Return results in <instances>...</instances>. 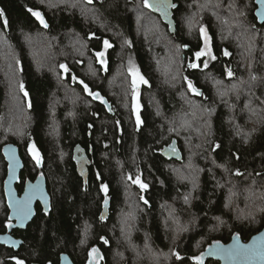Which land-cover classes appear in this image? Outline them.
Masks as SVG:
<instances>
[{
    "label": "trees",
    "instance_id": "1",
    "mask_svg": "<svg viewBox=\"0 0 264 264\" xmlns=\"http://www.w3.org/2000/svg\"><path fill=\"white\" fill-rule=\"evenodd\" d=\"M173 3L177 31L170 35L142 0H0L8 21L4 27L0 18V233L8 221L3 146L19 149V189L40 173L50 196L49 214L38 207L17 232L19 250L0 247V264H59L62 254L88 264L93 248L99 264H195L213 242L227 244L235 234L247 242L263 229L264 25L254 0ZM28 9L41 12L48 27ZM201 27L216 57L207 68L195 60ZM105 40L113 46L103 67L96 53ZM129 61L148 81L140 88L139 128ZM195 61L199 67L190 68ZM188 80L202 95L188 90ZM173 141L180 162L161 153ZM31 144L40 166L28 156ZM137 176L147 190L133 183Z\"/></svg>",
    "mask_w": 264,
    "mask_h": 264
},
{
    "label": "snow or ice",
    "instance_id": "2",
    "mask_svg": "<svg viewBox=\"0 0 264 264\" xmlns=\"http://www.w3.org/2000/svg\"><path fill=\"white\" fill-rule=\"evenodd\" d=\"M93 0H87V3L91 4ZM257 2L261 5V8L257 12V16L264 17V0H257ZM143 7L153 9L157 12H160L162 15L167 16L168 15V9L169 8H175L176 5L172 4L170 0H142ZM28 11L40 22V24L47 28L48 25L44 20L43 15L39 11H34L32 9H28ZM5 14L3 10H0V18H4ZM143 17H138V19H142ZM3 25L4 27L8 26V21L6 18L3 19ZM255 27V25H253ZM200 35L203 38L204 46L200 51H197L195 53L196 59L199 60L203 56H208L210 59L215 60L216 57L212 54V49L210 46V37L208 36V33L204 27H201L199 29ZM126 43L131 46L130 41H126ZM104 44V51H99L96 53V57L101 65L106 66V60H105V53L107 49L111 48L113 45L109 43V41L105 40L103 42ZM224 55L228 56L230 53L228 51H224ZM18 63V62H17ZM190 68H198L199 65L197 63H190L188 65ZM208 67V62L204 61V68ZM60 68L63 69L65 73L69 71L68 67L64 64L60 65ZM129 72L132 76V92H133V112L135 113L136 118V124L137 128H139L140 124L142 123L141 117H140V104L138 102V95H139V85L140 84H147L148 81L144 79V77L140 74L139 70L134 67V65L131 64V61H129ZM228 77H232L233 73L231 70L227 71ZM73 80H76V77H72ZM187 80V78L185 77ZM251 79L255 80L256 77L252 76ZM80 84L83 85V89L88 95L92 96L93 99L101 100L103 101V98L100 96L98 92H92L88 86V84L84 83V81H79ZM188 84V90L193 95H202V93L193 85L191 80L187 81ZM235 85H233V88L235 89ZM19 89L21 92H23L24 96L27 97L28 93L24 90V84L21 82L19 84ZM30 106V105H29ZM204 111H208V109H204ZM210 127V125H209ZM219 144L215 145V148H219ZM215 150V149H213ZM10 151V150H9ZM29 153L31 154L32 158L35 160L36 165L40 166L42 163V159L40 156L39 151L37 150L35 144H31L28 148ZM175 151V149H173ZM236 175H241L239 171L235 173ZM129 179H132L129 177ZM133 183L137 184L141 191L148 189V184L141 181L140 177L137 176L136 179L133 181ZM101 190L105 194L104 199V205L105 207L108 204V187L107 185H102ZM38 194L42 195L40 186L36 185L33 188L30 189L29 193L26 194V196L23 198V200H18L16 202V208H17V220L22 224L24 220L28 218L29 212H30V204L34 197H36ZM141 200L144 201L145 204L148 203L147 200L144 199L143 196L140 197ZM185 201L187 202L188 197L186 196ZM103 219V217H101ZM8 228L12 227L11 220H9L7 224ZM233 244L227 248L223 247L222 245L217 242L214 247L210 248L208 250V255H220L223 256L225 259L233 262H241V264H264V237H256L253 238L251 243L248 244H242L240 243V237L237 235L233 237ZM107 243V241H104ZM90 255L93 256V260L90 262V264H97L96 262V256L99 255L98 249L93 248L91 250ZM174 256H176L177 259H180L179 253H173ZM196 264H204L203 256H197L195 257ZM16 264H24L23 260H17Z\"/></svg>",
    "mask_w": 264,
    "mask_h": 264
},
{
    "label": "water",
    "instance_id": "3",
    "mask_svg": "<svg viewBox=\"0 0 264 264\" xmlns=\"http://www.w3.org/2000/svg\"><path fill=\"white\" fill-rule=\"evenodd\" d=\"M87 3V0H85ZM172 4L173 0H170ZM89 4V3H88ZM92 4V3H91ZM255 4V11H254V16L259 25H264V17L257 16V12L261 8V5L257 2V0H254ZM149 9V8H148ZM175 8H169L168 9V15L164 16L160 12H157L153 9H149L152 13L158 15L161 19V21L164 23L165 26L168 28V32L170 35H174L177 31L176 29V23L175 20L173 19V10ZM187 50V49H185ZM194 63H197L196 61ZM196 69V68H195ZM229 70L232 72V68L229 67ZM227 80L233 79L234 75L232 77H228L226 75ZM95 100V99H94ZM104 102H101V104L105 107L106 111L110 114L113 115L111 105L104 99ZM175 149V151H173ZM10 150V151H9ZM3 159L7 165L6 168V176L3 184V192H4V197L6 200V205L9 211L8 218L13 222L11 228H7V231L5 233H0V247H5L7 249H11L14 251H18L19 248L23 245V241L21 239H16L15 237L12 236V231L13 230H20V231H25L27 226L32 222V220L35 218L36 215V210L35 206L37 203L40 204L42 208V212L44 214H49L50 212V196L47 190V183L46 179L44 176H38L34 181H27L24 186L23 193L21 196H18V193L16 191V184L18 182L19 176L21 172L24 169V163L23 160L20 156L19 149L17 146L13 144H7L2 147L1 150ZM162 155L168 160H175L177 162H180L182 160V155L180 151L178 150L176 143L173 141L172 144H170L167 148H165L162 152ZM39 185L40 190L42 195L38 194L36 197H34L31 201L30 204V212L28 215V218L23 221L21 224L17 220V208H16V202L18 200H23V198L26 196V194L29 193L30 189L33 188L34 186ZM108 208L109 205L105 207L104 203L102 206V211L100 213V218L103 217L102 220H105L108 216ZM237 236V234L233 235L231 240L227 244H223L219 242L220 245L223 247L227 248L233 244V237ZM239 236V235H238ZM256 237H264V227L263 229L252 236L247 242L242 241L240 238V243L242 244H248L251 243L253 238ZM217 242H213L209 246H207L203 252H201L198 256H203V261L204 264H206L207 261H215L218 262L219 264H241V262H233L225 259L223 256L220 255H208V250L212 247L215 246ZM99 255L97 256V258ZM194 263L196 264V260L194 259ZM59 264H73L72 260L67 254H62L59 257Z\"/></svg>",
    "mask_w": 264,
    "mask_h": 264
},
{
    "label": "rangeland",
    "instance_id": "4",
    "mask_svg": "<svg viewBox=\"0 0 264 264\" xmlns=\"http://www.w3.org/2000/svg\"><path fill=\"white\" fill-rule=\"evenodd\" d=\"M1 37V36H0ZM202 41H203V38H202ZM203 46H204V41H203ZM203 46H202V48H203ZM11 49H9V51H10ZM104 51V50H103ZM8 54V56H9V59H8V62H9V64H10V61H11V59L13 58V60H14V58H15V55L14 54H12L11 52H8L7 53ZM196 57V56H195ZM208 56H203V57H201L199 60H201L202 59V61H203V63H204V61H207L208 60ZM103 67H105V65H103ZM121 72V71H120ZM127 73H128V75H129V81H130V88H131V93H132V101H131V105H130V107H131V109H132V114H133V119H134V121H135V123H136V118H135V113L133 112V104H134V100H133V92H132V76H131V74H130V72H129V68H128V70H127ZM145 84H140L139 85V94H140V88L142 87V86H144ZM138 102H139V95H138ZM123 105H124V107H126V103H123ZM122 108H123V106H122ZM29 148V147H28ZM27 152H28V156L30 157V160H31V162H35V160L32 158V156H31V154L29 153V151L27 150ZM39 175H40V173H39ZM42 175V174H41ZM4 184V183H3ZM6 201V200H5ZM8 222L9 221H7V224H8ZM153 260L151 259V262H152Z\"/></svg>",
    "mask_w": 264,
    "mask_h": 264
},
{
    "label": "flooded vegetation",
    "instance_id": "5",
    "mask_svg": "<svg viewBox=\"0 0 264 264\" xmlns=\"http://www.w3.org/2000/svg\"><path fill=\"white\" fill-rule=\"evenodd\" d=\"M226 57H227V59L229 58V56H226ZM195 60H197V59H195ZM224 69H225V74L227 75V71L229 70V67H226V65H225ZM226 70H227V71H226ZM20 175H21V174H20ZM38 176H43V175H37V177H38ZM37 177H36V178H37ZM36 178H35V179H36ZM35 179H34V180H35ZM34 180H33V181H34ZM19 182H20V176H19V179H18V182H17L15 188H16V191H17V193H18V196H21V194L23 193L24 186H25V183H26V182L24 183V185L22 186L21 189H19V187H18V186H19ZM38 207H40V209L42 210V208H41V206H40L39 203L36 204V206H35V210H37ZM8 214H9V211H8ZM8 221H9V218H8ZM11 223L13 224V222H11ZM7 228H8V227H7ZM7 228H6V231H7ZM17 232H23V231H20V230H13V231H12V236L15 237L16 239H20V238L17 237V235H16ZM13 251H14V250H13ZM95 259H96L97 264H99V260L101 259V256L99 255L98 258H97V256H96ZM92 260H93V256L89 254L88 261H87L88 264H90V262H91Z\"/></svg>",
    "mask_w": 264,
    "mask_h": 264
}]
</instances>
